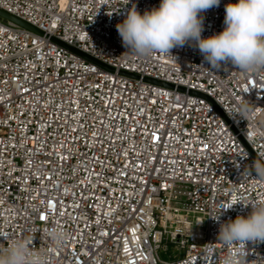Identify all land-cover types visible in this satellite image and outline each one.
<instances>
[{
  "label": "built area",
  "instance_id": "obj_1",
  "mask_svg": "<svg viewBox=\"0 0 264 264\" xmlns=\"http://www.w3.org/2000/svg\"><path fill=\"white\" fill-rule=\"evenodd\" d=\"M228 2L198 13L202 38ZM158 4L0 0L42 32L0 16V245L45 264H222L219 224L264 201V68H212L194 41L126 50L115 25ZM164 240L181 256L161 259ZM232 253L264 264V242Z\"/></svg>",
  "mask_w": 264,
  "mask_h": 264
},
{
  "label": "clouds",
  "instance_id": "obj_2",
  "mask_svg": "<svg viewBox=\"0 0 264 264\" xmlns=\"http://www.w3.org/2000/svg\"><path fill=\"white\" fill-rule=\"evenodd\" d=\"M220 0H159L158 6L142 14L130 8L115 25L123 47L137 56L168 53L174 46L195 42L203 60L212 68L230 63L242 73L264 68V0H235L224 5L223 28L201 37L203 13ZM256 175L264 179V168ZM214 220L218 217H212ZM50 242L59 246L61 230L49 232ZM216 240L228 251L222 264H237L232 247L240 242H264V201L245 215L237 214L219 224ZM0 264H45L43 254L33 252L22 239L0 245Z\"/></svg>",
  "mask_w": 264,
  "mask_h": 264
},
{
  "label": "water",
  "instance_id": "obj_3",
  "mask_svg": "<svg viewBox=\"0 0 264 264\" xmlns=\"http://www.w3.org/2000/svg\"><path fill=\"white\" fill-rule=\"evenodd\" d=\"M0 16L4 17V18H6V19L12 20V21H14V22H16V23H18V24H20V25H22V26H24V27H26V28H28V29H30V30H32V31H35V32H37V33H42L39 29H37V28L34 27L33 25H31V24H29V23H27V22L21 20L20 18H18V17H16V16H14V15H12V14H10V13L4 11V10L1 9V8H0ZM54 40L57 41V42L60 43V44L65 45L64 43H62L61 41H58L57 39H54ZM65 46H66V45H65ZM69 48H71V47H69ZM82 54H83V53H82ZM83 55H84L85 57L89 58L90 60L99 63V61H97L96 59L90 57L89 55H86V54H83ZM130 75H132V76H136V74H133V73H130Z\"/></svg>",
  "mask_w": 264,
  "mask_h": 264
},
{
  "label": "rangeland",
  "instance_id": "obj_4",
  "mask_svg": "<svg viewBox=\"0 0 264 264\" xmlns=\"http://www.w3.org/2000/svg\"><path fill=\"white\" fill-rule=\"evenodd\" d=\"M264 123V117L262 119ZM167 246L166 250L164 249V246ZM159 256L161 259H168L170 260L173 256L179 257L181 256V250L179 247L175 244L169 243L168 241H163L162 248L159 250Z\"/></svg>",
  "mask_w": 264,
  "mask_h": 264
},
{
  "label": "snow or ice",
  "instance_id": "obj_5",
  "mask_svg": "<svg viewBox=\"0 0 264 264\" xmlns=\"http://www.w3.org/2000/svg\"><path fill=\"white\" fill-rule=\"evenodd\" d=\"M155 139H157V136H156V134H153V140H155ZM48 204H49V206L51 207V206H52V201L49 200V201H48ZM41 219H43V216H41ZM0 235H2V234H0ZM4 238L6 239V236H5Z\"/></svg>",
  "mask_w": 264,
  "mask_h": 264
}]
</instances>
